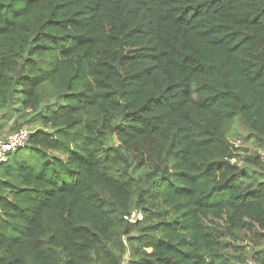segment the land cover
I'll use <instances>...</instances> for the list:
<instances>
[{
	"label": "trees",
	"instance_id": "16d2710c",
	"mask_svg": "<svg viewBox=\"0 0 264 264\" xmlns=\"http://www.w3.org/2000/svg\"><path fill=\"white\" fill-rule=\"evenodd\" d=\"M4 113L0 264H264V0H0Z\"/></svg>",
	"mask_w": 264,
	"mask_h": 264
},
{
	"label": "built area",
	"instance_id": "2783aa9c",
	"mask_svg": "<svg viewBox=\"0 0 264 264\" xmlns=\"http://www.w3.org/2000/svg\"><path fill=\"white\" fill-rule=\"evenodd\" d=\"M31 133L32 131L28 127H23L8 134H2V132L0 131V164L8 162L10 156L13 153L24 149L27 145ZM232 143L236 148L241 149V142L239 140H236ZM238 153L239 151H237V154ZM258 157L261 161L264 162V151H262ZM236 161L237 158L233 159V162ZM124 219L131 224H135L143 220V214L138 209H134L129 214H127ZM124 243L127 244V239L125 237ZM127 261L128 257L126 256L121 264H126Z\"/></svg>",
	"mask_w": 264,
	"mask_h": 264
},
{
	"label": "rangeland",
	"instance_id": "374dc122",
	"mask_svg": "<svg viewBox=\"0 0 264 264\" xmlns=\"http://www.w3.org/2000/svg\"><path fill=\"white\" fill-rule=\"evenodd\" d=\"M5 118L7 121L2 123V134H8L14 132L12 130L13 122L15 121L16 117L12 118L11 114H5ZM0 117L2 118L1 114ZM251 131L247 128V126L239 120L233 131L230 134V139L232 142L239 140L241 142V151H239L240 158L242 159L241 164L243 165L246 162V158L248 157H258L259 154L264 151V144H259L256 139L250 138ZM115 140V139H114ZM117 144V141L115 140ZM31 152L28 149H22L14 158L16 161H21L25 156L29 155ZM260 162L264 164L261 160ZM256 170H259L258 167H253ZM128 257V255H127ZM251 264V262H249Z\"/></svg>",
	"mask_w": 264,
	"mask_h": 264
}]
</instances>
